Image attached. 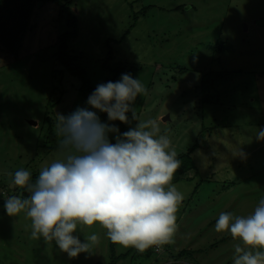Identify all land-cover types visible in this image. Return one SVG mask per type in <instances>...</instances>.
Returning <instances> with one entry per match:
<instances>
[{
  "label": "rangeland",
  "instance_id": "rangeland-1",
  "mask_svg": "<svg viewBox=\"0 0 264 264\" xmlns=\"http://www.w3.org/2000/svg\"><path fill=\"white\" fill-rule=\"evenodd\" d=\"M69 1L77 36L66 40V53L89 86L111 77L101 67L110 54L108 66L147 89L133 105L137 119L159 121L178 155L193 148L194 167L173 182L185 199L172 243L205 249L198 255L205 264H228L227 244L208 248L225 234L215 231L219 214L249 215L264 198V141L255 138L264 128V0ZM69 30L66 13L47 2L33 8L17 57L0 40V264H116L98 224L77 230L82 242L100 237L91 255L69 259L54 242L31 238L24 213L8 217L3 209L22 193L10 187V173L28 170L35 182L59 158L57 114L87 106L90 93L57 59L59 36ZM134 126L124 124L126 131ZM239 147L245 155L234 157ZM113 245L115 255L130 248ZM133 255L132 264L147 261ZM131 256L117 264H131Z\"/></svg>",
  "mask_w": 264,
  "mask_h": 264
},
{
  "label": "clouds",
  "instance_id": "clouds-1",
  "mask_svg": "<svg viewBox=\"0 0 264 264\" xmlns=\"http://www.w3.org/2000/svg\"><path fill=\"white\" fill-rule=\"evenodd\" d=\"M146 93L139 78L122 74L118 81L98 84L86 107L57 114L59 158L43 167L35 182L28 170L10 173V187L30 195L5 199V214L24 213L31 220V238L54 242L69 259L91 255L100 241L93 233L82 242L80 225L98 224L110 242L140 253L172 243L185 199L173 183L182 161L159 121L137 119L133 105ZM97 113H105L108 122ZM115 121H135V126L121 133ZM255 138L264 141V128ZM244 155L239 147L234 157ZM214 227L237 241L233 264H264V198L246 216L221 212Z\"/></svg>",
  "mask_w": 264,
  "mask_h": 264
},
{
  "label": "trees",
  "instance_id": "trees-1",
  "mask_svg": "<svg viewBox=\"0 0 264 264\" xmlns=\"http://www.w3.org/2000/svg\"><path fill=\"white\" fill-rule=\"evenodd\" d=\"M47 2H53L57 4L62 11L66 13V15L69 18V26L71 27V30L65 31L59 36V52L57 55V59L60 62L62 66L66 69V71L79 78L82 82L80 90H83L87 93H92L94 91L93 88H91L84 76L83 71H81L78 67H75L71 64L69 58L67 57L66 53V40L71 38L75 39L77 36V20L76 17L72 14V11L69 7L70 1L68 0V5H66L67 2L63 3L62 0H0V40H2V43H4V46L6 49L10 51L13 55L17 57V53L19 50V47L21 45V36L26 31L28 27V22L31 16V13L33 11V8L39 4H45ZM135 15V14H134ZM137 18V15H135V19ZM133 23V25H135ZM131 25V27L133 26ZM6 34H9V36H5ZM6 37V38H5ZM110 57V54L108 55L106 61L103 62L101 67L108 71L110 73L111 77L107 79L108 81H117V79L122 74H127V72H123V69L121 67H110L107 65L108 58ZM103 119L107 121V115L105 113H101ZM114 123L120 130L121 133L125 132L124 124L120 123L119 121L111 122ZM192 149H189L187 153L178 155L177 158L182 161L181 167L177 170V172L174 175L173 182L177 181L185 172L192 169L194 167L192 159L190 157V154L192 152ZM17 190V189H16ZM26 195H28L25 190L22 189L21 197L24 198ZM113 243L110 242V248L112 253V258L114 263L116 262L117 255H115L113 250ZM140 253V252H139ZM145 254V253H140Z\"/></svg>",
  "mask_w": 264,
  "mask_h": 264
},
{
  "label": "crops",
  "instance_id": "crops-1",
  "mask_svg": "<svg viewBox=\"0 0 264 264\" xmlns=\"http://www.w3.org/2000/svg\"><path fill=\"white\" fill-rule=\"evenodd\" d=\"M247 29V28H246ZM182 214L178 217H176V225L178 226L180 220H181ZM181 227H177L176 232L178 229H180ZM176 232H175V236H176ZM188 230H184L182 234H187ZM189 235V234H188ZM192 235V234H191ZM183 239L179 240L178 242L181 243ZM175 241V243H170L174 246H171L170 244H166L163 246V248L158 251H155V247L149 248L148 250H146L145 254H142L143 256L145 255L147 258V261L145 263H138V264H205L206 259L205 257H203V255L201 257H203L201 260L198 259V255H200V253L202 251H205V249H202L200 247H195V246H190L192 244H188L186 247L181 244L178 245L176 243H178ZM190 242V241H189ZM188 242V243H189ZM225 243L227 244V247L225 248L226 253L228 252V254L223 257L224 261L226 260L227 263L229 264H233L232 261V256H233V251H234V245L237 243V241H234L232 239V237L230 236V234L227 235V233L224 234V236H222L219 240L215 241L214 243L210 244V246H208V248L210 247L211 251L213 249L215 250H219L217 249L219 246L218 244H222ZM177 245V246H176ZM155 252H154V251ZM156 253L155 256L152 258L153 261H149V257L151 255V253ZM232 252V254H231ZM129 254H132L131 256V264L133 261V254H137V255H141L135 248L130 247L129 249H127L125 252L123 253H119L117 256L118 258L116 259V264L120 263V262H124V260L126 259V257L129 256ZM231 254V257L228 258V256ZM200 257V258H201ZM204 259V260H203ZM228 259H231L229 262ZM171 260V261H170ZM201 261V262H198ZM218 262H221V260L219 259H215V264H220Z\"/></svg>",
  "mask_w": 264,
  "mask_h": 264
},
{
  "label": "built area",
  "instance_id": "built-area-1",
  "mask_svg": "<svg viewBox=\"0 0 264 264\" xmlns=\"http://www.w3.org/2000/svg\"><path fill=\"white\" fill-rule=\"evenodd\" d=\"M155 249V251H158V249L157 248H154Z\"/></svg>",
  "mask_w": 264,
  "mask_h": 264
}]
</instances>
